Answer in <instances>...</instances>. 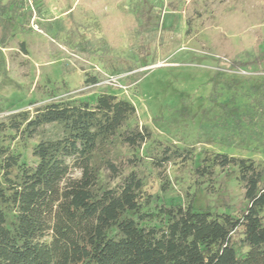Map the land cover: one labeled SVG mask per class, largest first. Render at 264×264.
Segmentation results:
<instances>
[{
  "label": "rangeland",
  "instance_id": "374dc122",
  "mask_svg": "<svg viewBox=\"0 0 264 264\" xmlns=\"http://www.w3.org/2000/svg\"><path fill=\"white\" fill-rule=\"evenodd\" d=\"M7 15L15 25L0 44V180L6 156L34 165L49 133L28 138L7 126L12 115L109 94L131 103L129 126L152 136L136 151L118 149L140 160L139 224L163 226L161 205L244 210L236 169L195 174L205 156L253 161L264 186V62L253 51L257 40L264 51V0H15ZM162 147L188 159L157 166ZM99 183L117 180L101 171Z\"/></svg>",
  "mask_w": 264,
  "mask_h": 264
},
{
  "label": "trees",
  "instance_id": "16d2710c",
  "mask_svg": "<svg viewBox=\"0 0 264 264\" xmlns=\"http://www.w3.org/2000/svg\"><path fill=\"white\" fill-rule=\"evenodd\" d=\"M14 3L0 2V44L15 25L7 15ZM260 45L257 40L253 51L264 62ZM135 117L131 103L102 94L92 102L51 103L31 116L9 118L7 126H23L28 138L49 133L33 148L34 165L18 164L11 155L1 163L0 264H264V186L249 159L214 154L194 169L199 177L214 168L236 169L246 201L236 215L194 210L189 203L161 205L163 226L134 220L141 217L140 160L118 149L136 151L152 137L145 126H129ZM185 154L162 147L154 164L186 161ZM101 171L117 180L114 187L100 186Z\"/></svg>",
  "mask_w": 264,
  "mask_h": 264
},
{
  "label": "built area",
  "instance_id": "2783aa9c",
  "mask_svg": "<svg viewBox=\"0 0 264 264\" xmlns=\"http://www.w3.org/2000/svg\"><path fill=\"white\" fill-rule=\"evenodd\" d=\"M23 2H25V3H29V4H31V1L32 0H22Z\"/></svg>",
  "mask_w": 264,
  "mask_h": 264
}]
</instances>
